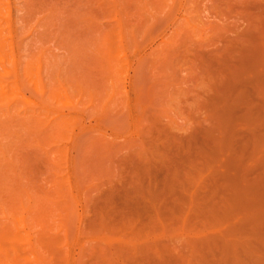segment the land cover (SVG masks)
I'll use <instances>...</instances> for the list:
<instances>
[{
  "label": "rangeland",
  "instance_id": "374dc122",
  "mask_svg": "<svg viewBox=\"0 0 264 264\" xmlns=\"http://www.w3.org/2000/svg\"><path fill=\"white\" fill-rule=\"evenodd\" d=\"M0 264H264V0H0Z\"/></svg>",
  "mask_w": 264,
  "mask_h": 264
},
{
  "label": "bare ground",
  "instance_id": "6f19581e",
  "mask_svg": "<svg viewBox=\"0 0 264 264\" xmlns=\"http://www.w3.org/2000/svg\"><path fill=\"white\" fill-rule=\"evenodd\" d=\"M148 112V111H147ZM120 128V127H119ZM245 198V197H244ZM165 228V227H164ZM165 234H167V233H165Z\"/></svg>",
  "mask_w": 264,
  "mask_h": 264
}]
</instances>
